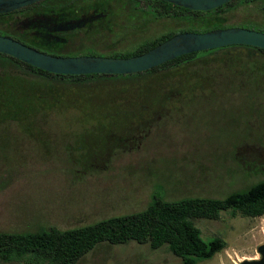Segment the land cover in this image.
Listing matches in <instances>:
<instances>
[{"label":"rangeland","instance_id":"1","mask_svg":"<svg viewBox=\"0 0 264 264\" xmlns=\"http://www.w3.org/2000/svg\"><path fill=\"white\" fill-rule=\"evenodd\" d=\"M103 4L113 12L109 27L97 23L76 32L63 49L43 50L59 57H108L132 51L141 35L155 38L172 30L170 17L159 16V7L143 0H48L42 7ZM261 6L250 17L259 24L264 22V13L257 12ZM228 17L230 27L242 20L232 19V13ZM0 35L30 39L17 31L12 18L8 24L0 19ZM169 75L180 71L87 81L92 82L89 92L77 99L65 96L63 85L60 104L45 106L36 125L0 126V170H5L0 173V231L75 228L143 211L154 198L222 199L263 179L264 92H254V81L234 83L219 74L214 81L196 79L205 89L187 94L177 87L179 79L168 81ZM194 224L206 240L220 237L227 244L198 264L261 258L264 216L223 212L217 220ZM77 264L182 261L167 245L153 250L129 242L101 243Z\"/></svg>","mask_w":264,"mask_h":264},{"label":"trees","instance_id":"2","mask_svg":"<svg viewBox=\"0 0 264 264\" xmlns=\"http://www.w3.org/2000/svg\"><path fill=\"white\" fill-rule=\"evenodd\" d=\"M143 1L149 5L151 3L158 6L156 13L159 16L168 15L172 21V30L155 38L141 35L140 43L132 51L116 53L108 57L130 58L142 55L180 33H206L229 28L228 15L231 13L232 19H242L240 23L232 27L239 26L264 32V22L259 24V21H256L257 18L250 19L252 9L261 5H263L262 10L257 12L264 13V0H233L222 7L206 12L192 11L165 1ZM90 8L104 15L98 23L106 24L108 27L112 24L113 12L109 4L87 8L66 5L54 9L55 12L63 15L75 14ZM20 12L1 14L0 19H5L8 24L12 18L15 23L18 21L16 16ZM183 22L184 24H181ZM7 37L44 51L43 45L34 38L29 37L30 39L24 40L15 36ZM208 58L212 60L206 65L198 64L200 60ZM194 63L197 64V70L194 69L196 67ZM178 70L180 75L176 77L169 75L168 81L171 79L175 83L176 79H179L176 82L177 87L182 91L185 89L187 94H197L205 89L204 87L201 89L198 83H194L196 79L214 81L219 74L223 78L232 79L231 82L234 83L254 81L257 86L254 92H264V49L237 45L197 52L137 74ZM124 76L58 75L23 63L6 54H0V126L32 127L36 125L38 115L46 108L45 106L60 104L59 101L63 97L60 88L63 85H67L62 90L65 96L69 95L71 99H77L76 97L89 92L92 82L87 81L95 82ZM164 82L167 83V79ZM57 97L60 98L57 99ZM263 143L264 140L260 142L264 145ZM4 171L1 169L0 173ZM246 179L249 177L246 176ZM223 212H231L233 215L241 214L250 218L264 216V178L222 199L194 197L169 202L154 198V201L143 211L114 216L75 228L50 227L38 231H0V264L11 262L77 264L101 243L122 245L129 242L149 244L153 250L167 245L170 252L181 259L182 264H198L212 259L224 250L227 244L220 237L206 240L195 226L194 220H217Z\"/></svg>","mask_w":264,"mask_h":264},{"label":"water","instance_id":"3","mask_svg":"<svg viewBox=\"0 0 264 264\" xmlns=\"http://www.w3.org/2000/svg\"><path fill=\"white\" fill-rule=\"evenodd\" d=\"M44 0H0V15ZM192 11H211L233 0H158ZM251 46L264 49V32L244 27H230L206 33H180L146 53L130 58L105 56L59 57L32 48L16 39L0 35V54L14 57L43 71L67 76L132 75L149 71L178 57L229 46ZM257 260L241 264H264V244L259 246Z\"/></svg>","mask_w":264,"mask_h":264},{"label":"flooded vegetation","instance_id":"4","mask_svg":"<svg viewBox=\"0 0 264 264\" xmlns=\"http://www.w3.org/2000/svg\"><path fill=\"white\" fill-rule=\"evenodd\" d=\"M47 1L44 0L17 10L21 12L16 16L18 21L14 23L15 28L21 35L34 38L44 46L43 49H63L70 44V39L76 32L89 31L95 28L104 16L93 8L75 14L61 15L55 12L54 8H43L42 6ZM42 52L59 54L51 51Z\"/></svg>","mask_w":264,"mask_h":264}]
</instances>
